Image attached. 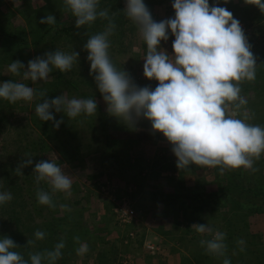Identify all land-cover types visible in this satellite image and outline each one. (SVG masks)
Here are the masks:
<instances>
[{
	"label": "clouds",
	"instance_id": "obj_1",
	"mask_svg": "<svg viewBox=\"0 0 264 264\" xmlns=\"http://www.w3.org/2000/svg\"><path fill=\"white\" fill-rule=\"evenodd\" d=\"M256 5L264 12L262 0H245ZM67 10L75 17V26L90 25L98 17L108 20L104 31L90 36L84 44L90 61V74L103 100L107 103L109 114L132 127L139 118L151 122L154 131H159L171 144L178 169L190 164L201 167L220 166V171L243 167L252 172L258 171L254 161L264 153V127L248 123L250 118L245 112L243 118H237L238 111L247 104L241 96V83L256 78V58L250 50L239 20L225 7L210 6L209 0H174L172 7L174 18L156 22L143 0H126L124 12L138 27L142 40L146 44L143 75L158 81L157 86L140 87L134 83L130 74L117 67L109 55L110 40L116 25L109 10L99 9V0H64ZM40 23L55 25L52 14L41 18ZM169 31L175 37L172 43L173 55L160 49L161 41H167ZM79 53H65L60 50L46 52L45 58L29 60L27 68L19 60L8 65V72L21 75L23 79L37 82L47 80L53 68L60 72L71 70ZM41 98L46 91H37L22 82L12 80L0 83V98L9 103L32 101L35 96ZM235 105L230 111L229 105ZM50 109L63 111L69 119L80 115L95 116L97 102L94 98H66L63 95L54 99H43L35 107V113L41 121H52ZM61 120L55 121L58 128ZM15 169L17 175H23L21 169L33 163L27 155ZM37 183L46 181L52 192L71 194L72 179L54 161L41 160L35 164ZM37 202L55 208L49 192L38 189ZM13 199L10 192H0V204ZM61 208L71 211L68 205ZM197 233L212 234L211 239L200 241L208 254L223 257L227 250L226 233L214 230L207 224H193ZM34 236L43 240L46 233L36 230ZM79 237L73 240L79 242ZM32 243V241H28ZM237 243L245 244L243 239ZM18 245L8 237L0 238V264H56L62 257L65 247L63 240L55 244L52 250L35 252L25 260L14 251ZM87 243H81L76 254L83 256L88 252ZM241 247V251H243ZM223 264H230L225 258Z\"/></svg>",
	"mask_w": 264,
	"mask_h": 264
},
{
	"label": "rangeland",
	"instance_id": "obj_2",
	"mask_svg": "<svg viewBox=\"0 0 264 264\" xmlns=\"http://www.w3.org/2000/svg\"><path fill=\"white\" fill-rule=\"evenodd\" d=\"M60 1L0 0V27L8 32L10 36L22 34L25 40L30 43L43 30L42 27L39 28L41 25L39 21L43 17L44 11L49 10L51 6L59 5L56 3ZM121 1L126 7V0ZM243 1L241 5L247 4L245 0ZM173 2L174 0H162V2L154 3L149 0L145 5L147 8H153L157 13V18L154 21L159 22L172 17L171 12L166 11V9H168V6H172ZM232 2H237V0ZM214 4L209 3L210 6ZM253 9H255L254 5ZM66 10L59 17L61 23L64 25L74 24L75 17L70 11L66 12ZM56 16L54 15L55 18ZM262 23H264V19ZM255 25L246 28L240 22L244 34L248 36H246L247 41L248 39L251 40L249 43L251 45L250 50L256 58L257 67L262 59L258 50L264 44V29L256 31ZM96 31L97 29L91 23L90 25H84L81 31L73 33L75 34L73 37L60 34L56 38L53 29L40 45L33 46L30 44L24 46L21 61L26 69L29 60L37 57L45 58L46 52L60 50L70 54L74 51L79 55L73 66L76 65L87 70L90 61L87 59L88 51L84 48V44L90 36L96 34ZM252 34L254 35L252 36ZM127 36H131V33H128ZM139 36L140 33L137 31L134 38L135 42L141 38ZM5 39L0 33V48L5 44ZM52 40L53 43H51ZM130 41V38L127 37L122 43L130 45L132 48L133 41L129 44ZM10 44L14 46L15 43L12 40ZM159 47L166 50L170 56L173 55V51L169 50L168 40L161 41ZM119 48H115V50L118 51ZM131 50L133 51V49ZM128 52L114 54V62L123 63L126 66L134 64L135 74L131 75L134 83L140 87L149 86L154 89L158 81L148 79L143 75L144 60H140L135 51H133L135 54L132 57V53ZM56 72V69L53 68L46 81L32 82L23 79V70H21V75H13L8 72V66L5 65L0 72V83L5 82V79L8 78L13 82L25 83L38 93L44 91V88L45 90L49 88L48 85L55 81ZM10 75L12 76L10 77ZM93 86L91 89L83 87L88 90L91 97L94 96L97 104L101 106V111L108 112L107 103L101 95L97 94L99 90L96 84ZM46 92H48V89ZM60 95L69 99H82L65 89L58 91L57 96ZM40 102H42V99L37 95L30 102L17 101L15 107L8 108V112H11L9 113V123L4 129L5 132H0V161L10 159L9 157L15 155L16 150L19 148V145L16 144L18 132L20 133L22 129L26 132L32 130L37 132L32 116L36 114L35 107ZM229 109L230 111L235 110V105H229ZM237 111L239 112L237 118L242 119V116H244L243 111L240 112V109ZM107 115L110 114L107 113ZM80 116L84 117V115ZM80 122L84 123L81 117L80 121L74 123L73 127L68 128L69 131H66L67 129L64 127L53 128L51 137L47 139V144L52 149L48 153V160L56 162L73 181L70 195L58 191L52 192L53 196L61 199L63 205L71 203L69 205L71 211H66H80L82 222L86 224L87 232L83 239L89 250L83 256L76 254V264H138V258L145 259V263L140 262V264H182L185 258L193 262L194 256L199 258L200 264H221L223 258H213L211 254L206 252L205 247L200 244V241L204 238V240L213 238L212 234L197 233L192 227L193 224L199 223L197 221L190 226L194 232L186 233L184 226H182V215L187 212H184L185 207L191 210L198 206L202 208L199 214L201 224H207L214 230H218V228L225 227L228 223L225 220L229 217L233 229L237 230L238 228L236 235L239 239L245 240L247 237L251 241L253 240V245L248 246L250 247L248 250L252 253H246L242 255L240 260H237L238 252L234 249L237 244L232 245L236 243V240L235 238L229 239L230 246H234V248L232 247L228 254L234 259V264H264V211L245 217L243 210L238 212L232 209L234 206L229 203H213L210 200L208 204H204L200 200H195L188 208L187 203L189 202L179 199L180 195L186 192L198 194L199 192L206 193L216 190L218 184H224L226 175L228 176L230 170L225 169L221 172L220 166L201 167L195 164H190L182 170L178 169L176 166L177 158L171 151V144L161 132L152 129L149 120L142 117L137 120L134 126L127 125L126 128L130 132L145 131L148 134L145 140L137 141L133 139L127 145L118 142L111 143L110 146L116 157L120 158L121 161L129 160L130 165L122 162H108L107 158L110 160L108 156L110 151L105 150V147V149L101 147L104 143L103 140L94 134L92 135L95 131L98 132L99 126H96L93 132L92 130L90 132ZM75 134L83 138L84 142L80 145V148H77L76 142L73 141V135L75 136ZM93 138L96 141H92ZM129 144L133 145L132 150ZM56 146L65 148L68 157L66 158L65 155L61 154L60 149ZM136 156H139L137 163L134 160L137 158ZM253 167L264 175V153L261 154L259 160L254 161ZM233 171H236V169L231 170V172ZM91 175L94 177L91 178ZM166 192H173V194L166 197L165 200L161 199ZM159 198L163 202L159 201ZM74 201L79 202L80 205H74ZM256 204H261V207H264V203L261 201H257ZM122 207H125L129 212L125 216L126 219L120 217L118 210ZM239 208L241 209V207ZM175 222H179L177 227L174 225ZM164 227H166L165 236H161L160 231ZM252 235L255 236L254 239L251 238ZM147 246H152L153 249H148ZM253 252L259 256L256 260L253 259L255 258ZM142 254L145 256H142ZM171 255L177 256L176 259ZM95 257L100 259V263L94 260ZM148 258H151L150 261H148Z\"/></svg>",
	"mask_w": 264,
	"mask_h": 264
},
{
	"label": "trees",
	"instance_id": "obj_3",
	"mask_svg": "<svg viewBox=\"0 0 264 264\" xmlns=\"http://www.w3.org/2000/svg\"><path fill=\"white\" fill-rule=\"evenodd\" d=\"M63 1L64 0H61L60 2L56 3L59 5L51 6L49 10L47 9L44 11L42 18L46 17L48 14H52L53 16L57 15L58 18L56 16V23L55 25L41 23L39 28L42 27L43 30H41L40 33L37 34L36 38L30 43L25 40L22 34L10 36L8 32H5L0 27V33L6 38L5 44H3L0 48V72L1 70H3L5 65L8 66L12 61L22 60L21 54L22 48L24 46H29L30 44L33 46L40 45L47 37V34L53 29L56 38H58L60 34L73 37L75 35L73 33L82 30L83 26L77 28L75 26V23H68L65 25L61 23V18L59 19V17L63 15L66 9L65 4H62ZM148 1L149 0H143L144 3H147ZM151 1L154 3L162 2V0ZM232 1L235 0H210L209 3L214 4L216 2L217 4H214L213 6L225 7L228 11L232 12L233 17L242 22L246 28L256 24V31H262V29H264V23H262V20L264 19V12H261L256 5H254L255 9H253V4L247 3L245 5H241L243 4L242 2H244L243 0H237V2ZM262 2H264V0H262ZM105 8L109 10V15L112 17V20L116 25L115 29L113 30V34L109 37L110 58L117 69L127 71L130 76L132 74L134 75V64H129L128 66H126L123 63L114 62V54H117V52H128L129 50L128 53H132L131 57L136 52L140 60H144V55L146 54V44L142 40V37L135 42L134 38L135 33L138 31V27L133 24V22L129 18L126 17L124 12L125 5L123 1L99 0V9L102 10ZM148 9L153 20L157 18V13L153 10V8L148 7ZM167 10L171 12V18H174L175 11L173 7L168 6V9H166V11ZM67 11L69 10H66V12ZM93 25L94 28L97 29V34L105 30L108 25V20L98 17L96 21L93 22ZM128 33H131V36H127ZM253 35L254 34H252V36ZM127 37H129L131 40L130 42H128L129 44H131V42L133 41L132 48L130 45H125L122 43V41H124V39H126ZM174 39L175 37L169 31L168 44L170 51H173L172 43ZM12 40L15 43L14 46L13 44H10L12 43ZM250 42L251 40L248 39V43ZM51 43H53V40L51 41ZM115 48H119V50L116 51ZM131 49H133V51L135 52H133ZM258 51L259 55L262 56V59L260 60L259 65L256 67L255 80H245L240 85L241 96L245 100H247V104L240 108V112H248V115L250 117L248 119V123L264 127V44L260 46V49ZM56 71L55 81L49 84V88H46V90L44 88V91H47L48 89V92H46L47 95L45 97L41 98L42 102L43 99L51 100L57 97L58 91L60 89L71 91L78 98H94V96L91 97V94L88 92V90L83 87L85 86L91 89L92 86L96 84L94 80L95 73L90 74V65L88 66L87 70L81 69L80 67L74 65L69 71L63 73L58 69H56ZM11 76L12 75H10V77ZM5 80L8 81L9 79L6 78ZM97 94L102 96L100 91H98ZM15 103H9L7 100L0 98V132L2 133L5 132L4 129H6V125L9 123V113L11 112H8V108L15 107ZM97 106L98 107L95 116H80L82 118V121H84V123L80 122L81 125H83L84 128H88L90 132L91 130L93 132V129L96 126H99V128L97 129L98 132L95 131L94 133H92V135L94 134L98 136V138L103 140L104 143L103 145H101V147H105V150L110 151V154L108 155L110 157V160L107 158L108 162H122L128 163L130 165L129 160H125V162L116 157L110 147L111 143L121 142L127 145L128 143L133 141V139L137 141L145 140L148 134L145 131L140 132V130L138 132L128 131L126 128L127 124L111 114L107 115L108 112L101 111L100 104H97ZM50 111L54 116V120L41 121L39 117L34 114L32 116L33 123L38 133L34 130L26 132L24 131V129H22L20 133L18 132L17 134L16 144L19 145V148L16 150L15 155L13 157H9L10 159L0 161V192H10L13 197L11 201L0 204V238H11L18 245V247L14 249V251L19 252L25 260L29 259V255L31 253L43 252L44 250H52L55 244L63 240L65 243V247L61 250L62 257L56 261V264H76V249L78 248L80 243L85 242L83 236L87 232L85 226L86 224L83 223L81 219L82 213L80 211L67 212L66 210L62 209L61 205H63V201L53 196L49 184L46 181H40L39 183L36 182L35 177L37 173L34 171V167L37 162L41 160H48V153L51 152L52 149L48 146L47 139L51 137L52 129L56 128L54 127L55 121L62 119L63 122L60 123L57 129L64 127L65 129H67L66 131H69L68 128L70 129L74 126V123L80 121V117L69 119L63 111L56 112L54 109H50ZM73 137V141L76 142V147L80 148V145L84 142L83 138L78 137L76 134L75 136L73 135ZM92 141H96V139L93 138ZM129 145L132 150L133 145ZM56 147L60 149L61 154L66 156L67 150L65 148L58 146ZM27 155L32 156L31 159L33 163L21 169L23 175H17L15 169L24 160L28 159V157H26ZM67 157L68 156H66V158ZM136 157L137 158L134 160L135 162H138L139 156ZM94 176L91 175V178ZM225 179L226 181L224 182V184H218L216 190H212L206 193L199 192L198 194L193 192H186L185 194H181L180 197L178 195V197L180 200H184V202H189L187 203L188 208L195 200H200L204 204H208L211 200L213 203H229L234 206L232 209H235L238 212L239 210H243L245 213V217L264 211V207H261V204H256L257 201H261L264 203V175L262 173H260L259 171L250 172L249 170L238 168L233 172H231L230 170L228 176L226 175ZM38 189H43L44 191L49 192L53 202L56 205L55 208H50L47 205H41L37 202L36 192ZM172 194L173 192H166L162 195L161 199L165 200L166 197H169ZM159 201L163 202L162 200H160V198ZM66 204L69 207L71 203ZM73 204L76 206L80 205L77 201H74ZM239 207H241V209ZM201 210V206L192 208L191 210H188L187 207H185L184 212H187H185L186 214L184 213V215H182V221L184 222V225L182 222V226H184V231L186 233L194 232V230L192 231L190 227L192 223H196V221L199 222L198 224L202 223L199 218ZM225 221L228 222L225 227L218 228L219 231H223L224 233H226L225 243L227 245L225 255L220 258H227L230 260V264H234V259L228 254V251L232 249V247L234 248V246H230L229 239L235 238L236 240V243L232 245L237 244L234 248L238 252L239 259L237 258V260H240L242 255L246 253H252L250 250H248L250 248L248 246L253 243V240L251 241V239H248L246 237L244 241L247 245H239L237 243L239 238L238 235H236V233L238 232V228L237 230L233 229L234 227L229 217H227V220ZM178 223L179 222L174 223L175 227H177ZM36 230H42L46 233V236L43 240H37L35 238L34 233ZM76 236L80 238L79 242L73 240V237ZM251 238L254 239L255 236L252 235ZM28 241H32V243H28ZM241 247H243V251H241ZM212 257L219 258L214 255H212ZM254 257V260L259 258L257 254H255ZM198 259L199 258L197 256H194L192 262L188 258H185L182 264H200ZM254 260L252 261L254 262ZM42 264H48V261L44 260L42 261ZM221 264H223V262Z\"/></svg>",
	"mask_w": 264,
	"mask_h": 264
},
{
	"label": "crops",
	"instance_id": "obj_4",
	"mask_svg": "<svg viewBox=\"0 0 264 264\" xmlns=\"http://www.w3.org/2000/svg\"><path fill=\"white\" fill-rule=\"evenodd\" d=\"M165 228H166V227H164V229H161V231H160L161 236H163V235L165 236V231H166ZM148 236H149V235H148ZM141 244H142V243H141ZM143 255H144V254H142V256H143ZM144 256H145V255H144ZM171 256H172L174 259H176V257H177V256H175V255H171ZM97 257H98V256H97ZM97 257H95L94 260H96V261H98V262L100 263V259L97 258ZM146 257H147V256H146ZM172 257H171V259H172ZM150 259H151V258H148V261H150ZM101 260H102V258H101ZM140 262L145 263V259H142V260H141V258H138L137 263L140 264ZM85 264H87V263H85Z\"/></svg>",
	"mask_w": 264,
	"mask_h": 264
},
{
	"label": "built area",
	"instance_id": "obj_5",
	"mask_svg": "<svg viewBox=\"0 0 264 264\" xmlns=\"http://www.w3.org/2000/svg\"><path fill=\"white\" fill-rule=\"evenodd\" d=\"M120 212V217L123 219H126L127 217H125L129 212L125 207H122L118 210ZM148 249H153L152 246H147Z\"/></svg>",
	"mask_w": 264,
	"mask_h": 264
}]
</instances>
